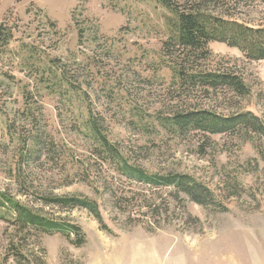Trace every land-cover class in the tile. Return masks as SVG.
Instances as JSON below:
<instances>
[{"label": "rangeland", "instance_id": "1", "mask_svg": "<svg viewBox=\"0 0 264 264\" xmlns=\"http://www.w3.org/2000/svg\"><path fill=\"white\" fill-rule=\"evenodd\" d=\"M172 2L264 28L262 0ZM173 17L162 0H0L12 37L0 46V192L84 232L78 245L74 234L22 229L0 207V264H264V136L164 123L190 109L264 123V59L214 41L194 68L234 72L249 93L180 87L179 54L163 50ZM89 110L130 164L190 174L216 203L118 173L94 153ZM54 196L96 201L103 224L87 209L44 203Z\"/></svg>", "mask_w": 264, "mask_h": 264}, {"label": "trees", "instance_id": "2", "mask_svg": "<svg viewBox=\"0 0 264 264\" xmlns=\"http://www.w3.org/2000/svg\"><path fill=\"white\" fill-rule=\"evenodd\" d=\"M162 1L174 15L173 34L168 41L164 42L163 50L167 57L179 54L176 73L180 80V87L191 90L192 87L201 86L207 91L226 88L235 95L246 96L249 93L248 87L244 80L234 72L200 71L194 68L195 60L202 59L210 53L209 44L214 41L225 42L229 46L239 48L247 59H264V28H256L233 19H225L202 9V6L196 3L182 7V5L174 4L172 0ZM207 1L220 4L225 0H203V2ZM11 38V34L0 26V46L7 44ZM63 79L70 82L67 77ZM70 84L74 85L73 82ZM89 112L91 115L87 119L85 127L94 144V153L105 161L109 160L115 163L118 173L130 180L151 187L174 188L201 206L216 203L214 202L216 201L214 193L206 184L190 174L176 172L149 174L142 168L130 164L122 156L119 148L103 134L100 125L93 118V112L91 110ZM164 123L179 131H196L205 135L244 130L257 132L264 136V123L251 112L224 115L208 109H190L171 114L164 119ZM32 139L35 141V138ZM53 151L55 150L52 149ZM44 200L45 204H52L63 209H87L103 224L99 205L92 199L79 196H54L45 197ZM0 207L5 209L8 214L13 213L15 215L14 223L22 229L35 228L48 233H61L69 238L74 234L78 245L84 239L81 227L48 218L45 214L40 213L39 209L26 205L3 192H0Z\"/></svg>", "mask_w": 264, "mask_h": 264}]
</instances>
